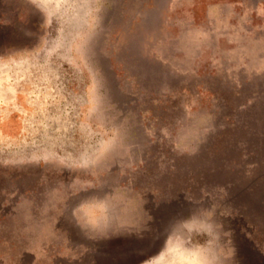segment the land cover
<instances>
[{"label": "rangeland", "instance_id": "374dc122", "mask_svg": "<svg viewBox=\"0 0 264 264\" xmlns=\"http://www.w3.org/2000/svg\"><path fill=\"white\" fill-rule=\"evenodd\" d=\"M0 264H264V0H0Z\"/></svg>", "mask_w": 264, "mask_h": 264}]
</instances>
